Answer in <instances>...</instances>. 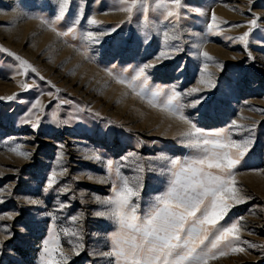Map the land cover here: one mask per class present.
<instances>
[{
  "label": "rangeland",
  "instance_id": "374dc122",
  "mask_svg": "<svg viewBox=\"0 0 264 264\" xmlns=\"http://www.w3.org/2000/svg\"><path fill=\"white\" fill-rule=\"evenodd\" d=\"M0 264H264V0H0Z\"/></svg>",
  "mask_w": 264,
  "mask_h": 264
}]
</instances>
